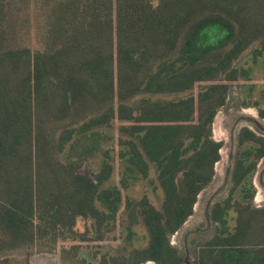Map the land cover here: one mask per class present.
Listing matches in <instances>:
<instances>
[{
  "label": "trees",
  "instance_id": "1",
  "mask_svg": "<svg viewBox=\"0 0 264 264\" xmlns=\"http://www.w3.org/2000/svg\"><path fill=\"white\" fill-rule=\"evenodd\" d=\"M10 1L0 0V249L57 242L79 217L94 220L99 239L118 227L117 202L96 204L112 163L105 159L91 173L59 154L77 133L91 140L119 121L131 137L119 140L127 169L147 177L155 163L164 198L162 209L147 195L125 199L128 229L141 217L148 245L103 264H183L170 238L213 181L223 142L212 126L241 77L235 60L250 47L255 58L264 54V0H60L43 50L9 45ZM200 83L199 92L178 99L128 103L139 93H178ZM250 141L257 145L227 173L229 197L185 235L193 264H264V206H253L249 194L247 203L233 202L264 156V138L243 127L239 142ZM98 148L95 140L82 155ZM232 207L236 226L228 231Z\"/></svg>",
  "mask_w": 264,
  "mask_h": 264
},
{
  "label": "rangeland",
  "instance_id": "2",
  "mask_svg": "<svg viewBox=\"0 0 264 264\" xmlns=\"http://www.w3.org/2000/svg\"><path fill=\"white\" fill-rule=\"evenodd\" d=\"M60 0H11L8 3L10 18L7 22L9 45H25L33 49H47L51 43L52 28L55 20V8ZM157 3L158 0H151ZM253 47L247 49L234 62V66L242 71L238 81L231 83L225 104L221 106L214 118L212 137L222 141L221 160L215 165L213 181L199 194L194 213L183 227L170 238L171 243L178 247L184 260L188 255L190 264L193 256L189 253V243L185 235L189 230L206 222V213L220 201L230 195L232 181L227 179V173L233 168L234 161L247 148L257 145L250 141L239 142V132L243 127H249L264 138V117L259 114L264 109V54L254 57ZM203 83L195 88L178 93H139L128 100L136 105L141 98L178 99L197 93ZM202 86V87H201ZM121 122L100 128V135L88 140L81 134H76L65 150L59 154L65 162H77L81 170L96 173L102 162L108 159L113 165L111 177L102 186V196L96 200L101 209H108L107 204L117 202L119 206L118 227L106 231L98 238L99 231L92 218L79 217L73 232H66V238L57 242L43 239L28 249H0V264H103L104 257L127 255L133 248H143L148 245L149 236L142 218L131 224L125 206L127 197L139 200L147 195L153 205L162 209L163 189L158 180V169L153 162L149 163V175L143 176L137 169H127L128 161L120 157L125 144L120 139L131 138L120 129ZM87 140V141H86ZM98 141L100 148L88 157L82 155L84 147ZM109 151L107 158L105 152ZM127 175V186L122 185V178ZM245 194L252 195L251 204L264 206V156L257 160V167L244 184L233 194V202L245 204L249 201ZM120 198V199H119ZM227 228L233 231L236 226L237 212L234 207L227 211ZM189 240V238H188ZM141 264H157L147 261ZM186 264V262H183Z\"/></svg>",
  "mask_w": 264,
  "mask_h": 264
},
{
  "label": "water",
  "instance_id": "3",
  "mask_svg": "<svg viewBox=\"0 0 264 264\" xmlns=\"http://www.w3.org/2000/svg\"><path fill=\"white\" fill-rule=\"evenodd\" d=\"M220 153H221V150H220ZM221 155H222V154H221ZM220 160H221V159H220ZM220 160H219V161H220ZM216 164H217V163H216ZM185 262H186V264H190L188 258L185 259Z\"/></svg>",
  "mask_w": 264,
  "mask_h": 264
},
{
  "label": "bare ground",
  "instance_id": "4",
  "mask_svg": "<svg viewBox=\"0 0 264 264\" xmlns=\"http://www.w3.org/2000/svg\"><path fill=\"white\" fill-rule=\"evenodd\" d=\"M221 152H222V150H221ZM219 162H220V161H218L217 164H219Z\"/></svg>",
  "mask_w": 264,
  "mask_h": 264
}]
</instances>
